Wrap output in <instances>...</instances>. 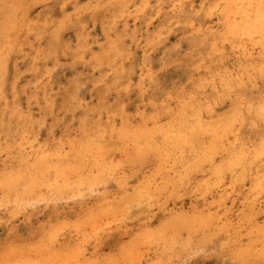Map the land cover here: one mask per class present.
Listing matches in <instances>:
<instances>
[{"label":"rangeland","instance_id":"rangeland-1","mask_svg":"<svg viewBox=\"0 0 264 264\" xmlns=\"http://www.w3.org/2000/svg\"><path fill=\"white\" fill-rule=\"evenodd\" d=\"M32 263L264 264V0H0V264Z\"/></svg>","mask_w":264,"mask_h":264},{"label":"bare ground","instance_id":"bare-ground-1","mask_svg":"<svg viewBox=\"0 0 264 264\" xmlns=\"http://www.w3.org/2000/svg\"><path fill=\"white\" fill-rule=\"evenodd\" d=\"M52 40V39H51ZM124 68V67H123ZM257 79V78H256ZM234 170V169H233ZM185 180V179H184ZM130 208V207H129ZM140 213V212H139ZM185 220V219H184ZM162 230V229H161ZM163 231V230H162ZM33 264V263H32Z\"/></svg>","mask_w":264,"mask_h":264}]
</instances>
